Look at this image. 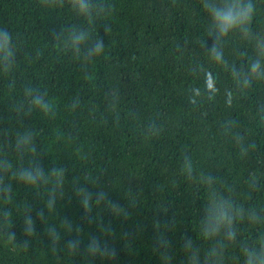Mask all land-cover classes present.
<instances>
[{"label":"trees","instance_id":"obj_1","mask_svg":"<svg viewBox=\"0 0 264 264\" xmlns=\"http://www.w3.org/2000/svg\"><path fill=\"white\" fill-rule=\"evenodd\" d=\"M86 2L0 0V264H244L264 236V0ZM249 3L227 33L206 7Z\"/></svg>","mask_w":264,"mask_h":264},{"label":"clouds","instance_id":"obj_2","mask_svg":"<svg viewBox=\"0 0 264 264\" xmlns=\"http://www.w3.org/2000/svg\"><path fill=\"white\" fill-rule=\"evenodd\" d=\"M74 3L76 4V7L78 11L81 13H87L90 9V4L86 2V0H74ZM206 7L209 8V10L212 13L213 19L215 22H217L219 26V30L222 33H227L230 29L236 27L239 24H242L246 19H249L251 16V13L253 11L252 5L249 3L243 7L242 10L238 9L235 5H228L225 7H214L212 5H206ZM87 34L85 32H74L72 40L74 45H79L83 43L87 39ZM9 40L10 36L5 31L3 33V40L0 42V62L5 64V70H7L10 67V58L14 56V53L12 49L9 47ZM104 49V44L102 40H98L95 43L94 48H91L88 50V57L86 59L91 58L93 55L99 56ZM77 52H79V48H77ZM215 60L217 61H223V54L222 52L215 51ZM259 67V64H254L251 68L252 72H256L257 68ZM33 104L35 106H38L42 111L45 113L50 111V104L49 102L45 101L44 97L42 95H36L33 97ZM192 103H195V100L191 101ZM56 171H59L60 175H63V170H53L55 173ZM188 171L191 172V166L188 165ZM44 175L43 170L40 168H36L34 171H29L23 173V178L26 182H34L37 178L42 177ZM78 192L83 194V204L85 206V209L88 210L90 205V193H86L83 191V189H78ZM104 194L100 193L98 199H103ZM52 201L50 200L48 202L47 207L51 208ZM115 208L116 206L113 205ZM211 212L213 215H211L208 220L206 221V224L213 225L212 227H206V232L208 234H211L215 231V225L223 222L230 224L231 223V217L228 214V211L224 209L223 205H217L214 206L211 209ZM42 215V213H41ZM215 222V223H213ZM27 223L31 226L32 221L28 220ZM29 231H31V228H29ZM236 236V233L233 231H230L228 233V238L230 240H234ZM192 245L191 239L185 240V246L190 248ZM243 254L245 256V262L244 264H264V236H261L252 246H245L243 248Z\"/></svg>","mask_w":264,"mask_h":264}]
</instances>
